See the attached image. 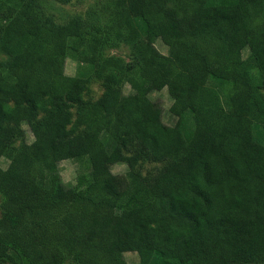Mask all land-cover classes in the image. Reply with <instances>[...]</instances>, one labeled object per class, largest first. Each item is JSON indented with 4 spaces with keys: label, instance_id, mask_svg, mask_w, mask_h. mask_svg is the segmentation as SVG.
<instances>
[{
    "label": "trees",
    "instance_id": "obj_1",
    "mask_svg": "<svg viewBox=\"0 0 264 264\" xmlns=\"http://www.w3.org/2000/svg\"><path fill=\"white\" fill-rule=\"evenodd\" d=\"M38 1L0 0V264L264 263V0H115L96 32ZM119 42L139 68L106 53ZM164 86L174 125L150 96ZM24 125L34 141L17 146ZM147 157L164 162L154 180L136 171Z\"/></svg>",
    "mask_w": 264,
    "mask_h": 264
},
{
    "label": "rangeland",
    "instance_id": "obj_2",
    "mask_svg": "<svg viewBox=\"0 0 264 264\" xmlns=\"http://www.w3.org/2000/svg\"><path fill=\"white\" fill-rule=\"evenodd\" d=\"M115 0H71L70 2H64L62 0H39L36 4V10L41 14L50 15L58 23H66L73 17H79L84 23L85 28L89 29L91 32H96L97 27H102L108 23L114 13ZM168 6L171 7L174 4L173 0L167 2ZM0 22L5 21V15L0 13ZM112 41H117L114 37ZM157 48L164 54L168 53V47L161 41H156ZM107 54L118 55L123 57L131 67L139 68L141 66V60L138 55L134 52L132 45H129L125 42H119L116 47H110L106 49ZM0 60L3 63H7L11 60V56L0 51ZM79 60L77 53L75 51H70L66 59V73L69 75L77 74ZM254 75L258 76V72H253ZM124 91L127 93L130 91V85L128 82L124 84ZM90 90L85 93L84 97L97 99L99 98L104 88L102 83L96 79H92L89 83ZM225 87L228 88L229 84H225ZM150 96L152 99L163 108V120L170 124L174 125L177 122V117L174 116L169 108L172 104V98L168 92L166 86L156 89L151 92ZM75 109H73L74 111ZM184 129L187 132H190L193 129V118L188 115L185 118ZM34 136L32 131L27 125L23 126V129L20 133L14 138V144L21 146L24 142H33ZM138 146H136L131 152H135ZM9 160L5 157H0V166L2 168H7ZM163 161H156L151 157H147L144 160H141L136 168V171H139L142 176L149 179H155L163 167ZM81 163L73 159L67 158L60 161L61 174L64 181L68 185H76L78 173L80 171ZM112 171L115 174H118L122 177V180L127 184L129 183L128 174L129 168L126 164L119 163L111 167ZM87 170V168H86ZM3 196L0 193V216L2 213L1 203ZM111 250L117 251L121 250V247L117 244H111L108 246ZM125 258L130 262H135L139 260V255L133 251H124ZM249 264H264V263H249Z\"/></svg>",
    "mask_w": 264,
    "mask_h": 264
}]
</instances>
